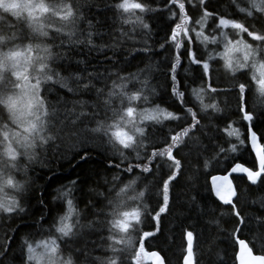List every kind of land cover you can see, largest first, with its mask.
I'll return each mask as SVG.
<instances>
[{
	"label": "snow or ice",
	"instance_id": "1",
	"mask_svg": "<svg viewBox=\"0 0 264 264\" xmlns=\"http://www.w3.org/2000/svg\"><path fill=\"white\" fill-rule=\"evenodd\" d=\"M191 3L118 0L112 5L117 19L146 35L152 34L148 19H159L157 14H164V36L156 41V47L145 40L132 52L148 56L158 48L167 53L168 88L179 105L178 110H169L150 103L145 69L125 74L120 66L124 61L119 60L116 49L128 32L116 29L119 39L113 36L111 43L98 45L95 37L99 33L88 21V31L81 34L86 43L77 36V24L82 19L80 0H0V227L4 229L0 256L8 253L16 239L19 225L12 226L11 221L25 211L20 196L27 191L29 181L20 177L26 176L28 164L63 134L79 137L76 159L80 161H87L89 147L96 140L110 145L117 157L107 164L117 170L112 179L119 183L108 186L107 195L97 193L102 201L89 198L85 205L93 209L94 217L87 227L99 240L92 241V249L102 248L103 254L92 255L87 242L83 247L77 245L81 236L77 227L79 210L71 198V188L66 186L58 197L65 210L47 228L41 223L45 221L43 215L36 222L42 237L34 240L29 233L20 236L19 264H168L155 248L161 216L169 211L177 178L183 175L184 157L191 155V150L185 152L188 142L205 131L202 121L206 117L211 121L213 114L223 112V97L226 108L234 103L235 110L228 115L237 119L213 125L216 132L211 139L226 136L227 147L217 145L211 159L223 158L228 163L223 174L207 173L212 181L209 194L227 206L221 215L226 210L231 217L228 260L220 259L222 264H264V216L253 217L254 229L253 221L239 207L240 192L246 189L233 186L243 177L252 185H264V129L256 130L255 105L249 107L250 94L264 104V0H247L244 5L232 0L239 16L214 11L211 0L193 5L197 11L193 16L188 11ZM80 44H85L89 52L98 51L103 61L89 70L86 60L76 58L78 70L64 74L67 70L61 62L71 63L73 56L68 53ZM209 44L218 50L204 55L200 47L206 52ZM105 49L112 55H107ZM213 60L230 77L223 85ZM185 62V72L192 80L182 85L177 69ZM189 83L197 86L189 88ZM54 86L62 93L53 101L49 94L55 91ZM81 91L93 94L95 99L91 103L79 99ZM151 92L155 94V89ZM208 94L210 102L205 103ZM165 121L174 123L167 125L168 131L158 143L152 141L149 128ZM245 155L250 164L243 159ZM196 156L199 161L200 153ZM209 164L210 159L205 158L203 168L207 170ZM124 173L128 177L121 179ZM218 180L223 182L219 186ZM70 184L74 186L76 181ZM146 221L150 225L147 229ZM214 222L219 228L220 221ZM184 238L181 264H199L194 231L185 230ZM149 245L151 250H146Z\"/></svg>",
	"mask_w": 264,
	"mask_h": 264
},
{
	"label": "trees",
	"instance_id": "2",
	"mask_svg": "<svg viewBox=\"0 0 264 264\" xmlns=\"http://www.w3.org/2000/svg\"><path fill=\"white\" fill-rule=\"evenodd\" d=\"M116 2L118 0H80L82 19L77 24V36H81L86 43L85 36L81 34H86L88 31V21H91L95 26V30L99 33L95 37L98 45L111 43L113 36L119 39V32L115 31L116 29L128 32L129 36L124 37L121 46L116 49L117 57L120 61H124L120 65L124 73L136 72L137 68L145 69L149 79L150 103L159 104L162 108H168L169 110H178L179 105L171 97L168 88L171 81L167 78V53L158 48L155 52L149 53L148 56H144L143 53L132 52L134 47L141 45L145 40L148 45L156 47V41L164 36V14H157L159 19H148L147 22L151 25L152 34L146 35L139 28L133 31L130 25H124L116 18L115 9L112 7ZM133 2H139V0H133ZM153 2L155 3V0ZM239 2L244 5L247 0H239ZM198 4L199 0H192V3L188 5V11L191 15H197L193 5ZM210 6L222 15H240L233 6L232 0H211ZM208 23L211 24V21L209 20ZM208 30L211 31V29ZM217 50L216 46L212 44L207 46L206 52L203 46L200 47V51L204 55L208 53L215 54ZM105 52L107 55H112V52L107 49H105ZM68 55L73 56V60L71 63L68 61L61 62L63 69L67 70L64 74L78 70L75 63L76 58L86 60L89 70L99 66L103 61V55L98 51L89 52L85 44L77 45ZM126 56L128 57L127 60L124 59ZM212 64L214 68H218L216 76L219 77V81L223 85L230 77L224 72L223 68L219 67L217 61L213 60ZM83 67L85 65L80 66V68ZM186 68L187 63L185 62L182 67L177 69L178 78L182 85L186 80L188 82L192 80V76L186 74ZM72 84L75 86L74 81ZM197 85L189 83V88ZM54 88L55 91L49 94V99L53 101L58 94L62 93L58 86H54ZM152 89H155V94H152ZM181 91H184L183 86ZM63 94L67 95V93ZM210 95L205 96V103L210 102ZM78 98L89 103L95 99L93 94L83 91L80 92ZM253 105H255L254 110L257 114L256 130L260 131L264 129V104H261L258 98L250 94L249 107L252 108ZM220 106L224 109L223 112L213 114L211 121L206 117L202 121V124L205 125V131L196 133V138L188 142L185 152L191 150V155L184 157L183 175L177 178L170 198L169 211L161 216L160 232L155 238V248L167 258L168 264H181L182 250L186 246L185 230H193L195 233V259L199 261V264H222L220 257H223L225 261L228 260L227 253L230 252V246L227 239V230L231 227V217L226 210L221 215V210L226 209L227 206L220 205L209 194V179L211 176L207 175L208 172L214 175L223 174V169L228 163L223 158L219 161L211 159L217 151V145L224 144L227 147L225 143L226 136L223 139H211V136L216 132L213 125L221 120L226 123L228 119H237L235 116L228 115L230 111L234 112V103L230 109L226 108L224 99L221 97ZM169 123L174 122L165 121L163 125H155L154 129L150 127V139L158 143L161 136L167 133ZM221 126L223 125L221 124ZM78 139L79 137L76 136L58 135L56 141L50 142L46 146V151L39 153L37 160L28 164L27 175L20 177L29 181L27 191L20 196V203L25 211L21 213L20 217H16L11 221L12 226L19 225V229L15 233L16 239L11 244L8 253L0 256V264H19L21 256L20 236L29 233L31 239H40L42 232L37 227L36 222L40 221L41 215L45 217V221H41V223L47 228L52 219L65 210L63 200L58 197L61 190L66 186L71 188V198L75 208L79 210L80 223L77 227L81 236L77 238V245L83 247L84 243L87 242L92 255L103 254L102 248L92 249V241L97 240V243H99V240L96 233L87 227L88 220L94 217L93 209L86 208L85 205L89 198L93 201H102L103 198L97 193L104 192L107 195L108 186L119 183V181H113L112 179L117 170L109 168L107 164L109 159H116L117 157L113 155L114 150L110 145L101 144L99 140H96L89 147L87 161H80L76 159ZM233 143H236L234 138ZM237 147L240 146L237 145ZM196 152L200 153L199 161H197ZM134 158L135 155L133 154L132 159ZM205 158L210 159L207 170L203 168ZM243 159L248 161L247 155ZM250 163L251 161H248V164ZM126 177H128V174L124 173L121 179ZM73 180L76 181L74 186L70 184ZM143 183L141 182V186H143ZM234 184L236 188L246 189V192H240L239 207L243 213L248 215L249 220L253 221V217L264 216V207H262L264 205V185L251 186L244 178L235 181ZM89 189L92 191H89ZM41 201H43V204ZM151 202H155L154 195L151 197ZM95 211L99 212L100 209L97 208ZM216 220L220 221L219 228L214 222ZM149 226V222L146 221L144 227L147 229ZM253 228L255 229L254 221ZM3 232V227H0V235H3ZM146 250H151V245ZM80 259L82 261L83 257H80Z\"/></svg>",
	"mask_w": 264,
	"mask_h": 264
},
{
	"label": "water",
	"instance_id": "3",
	"mask_svg": "<svg viewBox=\"0 0 264 264\" xmlns=\"http://www.w3.org/2000/svg\"><path fill=\"white\" fill-rule=\"evenodd\" d=\"M216 175H220V174H216ZM233 175L242 176V174H233ZM243 178L247 181V183H248L249 185L254 186V185L250 184V182L247 180L246 177H243ZM229 179H232V177L230 176ZM216 183H217V185L219 186V185H221L223 182L218 180V181H216ZM211 184H212V181H211V177H210V179H209V186H210V188H211ZM233 186H234V188H236V187H235V184H234ZM212 196H213V198L216 200L217 203H219L220 205H222V204H221V203L215 198L214 195H212ZM234 199H235V198H234ZM224 206H225V205H224ZM145 263H146V264H153L152 261H146Z\"/></svg>",
	"mask_w": 264,
	"mask_h": 264
},
{
	"label": "flooded vegetation",
	"instance_id": "4",
	"mask_svg": "<svg viewBox=\"0 0 264 264\" xmlns=\"http://www.w3.org/2000/svg\"><path fill=\"white\" fill-rule=\"evenodd\" d=\"M242 5V4H241Z\"/></svg>",
	"mask_w": 264,
	"mask_h": 264
},
{
	"label": "rangeland",
	"instance_id": "5",
	"mask_svg": "<svg viewBox=\"0 0 264 264\" xmlns=\"http://www.w3.org/2000/svg\"><path fill=\"white\" fill-rule=\"evenodd\" d=\"M245 1V0H244Z\"/></svg>",
	"mask_w": 264,
	"mask_h": 264
}]
</instances>
